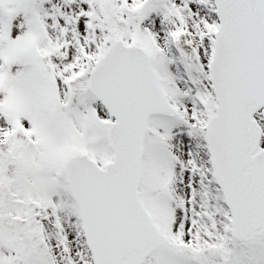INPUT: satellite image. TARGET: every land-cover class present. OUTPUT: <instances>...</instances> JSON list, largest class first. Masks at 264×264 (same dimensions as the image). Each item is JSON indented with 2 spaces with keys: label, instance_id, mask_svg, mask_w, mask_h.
I'll list each match as a JSON object with an SVG mask.
<instances>
[{
  "label": "snow or ice",
  "instance_id": "snow-or-ice-1",
  "mask_svg": "<svg viewBox=\"0 0 264 264\" xmlns=\"http://www.w3.org/2000/svg\"><path fill=\"white\" fill-rule=\"evenodd\" d=\"M0 264H264V0H0Z\"/></svg>",
  "mask_w": 264,
  "mask_h": 264
}]
</instances>
